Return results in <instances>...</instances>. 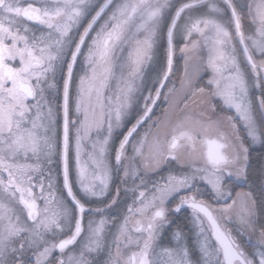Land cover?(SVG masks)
<instances>
[{
	"label": "snow or ice",
	"instance_id": "obj_1",
	"mask_svg": "<svg viewBox=\"0 0 264 264\" xmlns=\"http://www.w3.org/2000/svg\"><path fill=\"white\" fill-rule=\"evenodd\" d=\"M0 264H264V0H0Z\"/></svg>",
	"mask_w": 264,
	"mask_h": 264
}]
</instances>
